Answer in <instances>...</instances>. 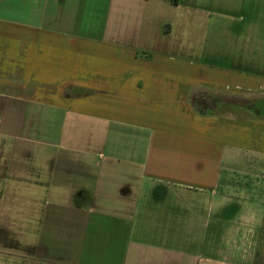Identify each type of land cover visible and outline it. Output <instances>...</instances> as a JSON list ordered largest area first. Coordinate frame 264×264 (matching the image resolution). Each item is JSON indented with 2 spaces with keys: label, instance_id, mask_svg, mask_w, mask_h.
<instances>
[{
  "label": "crops",
  "instance_id": "1",
  "mask_svg": "<svg viewBox=\"0 0 264 264\" xmlns=\"http://www.w3.org/2000/svg\"><path fill=\"white\" fill-rule=\"evenodd\" d=\"M216 3L0 0V193L40 210L33 264H256L264 199L230 186L264 152L235 103L264 56L190 58L184 20Z\"/></svg>",
  "mask_w": 264,
  "mask_h": 264
},
{
  "label": "rangeland",
  "instance_id": "2",
  "mask_svg": "<svg viewBox=\"0 0 264 264\" xmlns=\"http://www.w3.org/2000/svg\"><path fill=\"white\" fill-rule=\"evenodd\" d=\"M227 1H229L227 4L199 6L201 9L196 18L192 21H183L185 28L183 32L185 42L188 38L194 40L192 44L196 52H191L190 58L217 69L223 68L234 78L247 71L244 69L247 56L249 59L256 55L264 56V0ZM189 32L192 35L189 36ZM259 66L262 75L264 65ZM262 92L264 91H257L248 95L246 99L235 102L241 106L242 114H246L247 119L264 118ZM257 135L260 138L261 133L252 132L254 139ZM6 139L10 141L9 136ZM237 157L239 158L233 157L232 166L237 165L235 172L242 171L246 177H240L238 180L233 178L230 187L255 191L264 199V152L258 147L256 149L249 147L242 157ZM6 195L1 198L0 193V213L8 215L13 222L20 225H14L11 232H0V264H33L30 259L36 255L33 249L40 210L37 211L36 204H30V207L28 200L23 197ZM261 241L256 264H264V238Z\"/></svg>",
  "mask_w": 264,
  "mask_h": 264
}]
</instances>
